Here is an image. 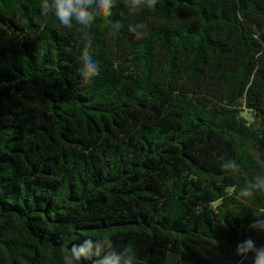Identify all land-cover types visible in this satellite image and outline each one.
<instances>
[{
	"label": "trees",
	"instance_id": "obj_1",
	"mask_svg": "<svg viewBox=\"0 0 264 264\" xmlns=\"http://www.w3.org/2000/svg\"><path fill=\"white\" fill-rule=\"evenodd\" d=\"M114 4L85 83L75 24L0 0V264H63V245L106 234L134 264H251L235 249L264 247V192L237 197L264 176L243 115L264 117V0Z\"/></svg>",
	"mask_w": 264,
	"mask_h": 264
},
{
	"label": "clouds",
	"instance_id": "obj_2",
	"mask_svg": "<svg viewBox=\"0 0 264 264\" xmlns=\"http://www.w3.org/2000/svg\"><path fill=\"white\" fill-rule=\"evenodd\" d=\"M156 3L157 0H127L130 14H136L143 8H154ZM114 6V0H41L43 15H54L65 28L72 29L74 24L78 28L82 36L80 76L85 83H91L100 74L99 66L93 59L90 29L98 16L110 17ZM108 23L112 24L111 21ZM142 27V25H130L129 31L136 34ZM119 28V22L112 24V29L119 30ZM232 169L238 171L235 162ZM257 191L264 192V176L253 177L239 190L237 198L241 199V202H246L244 198H251ZM255 216V221L250 227L264 232V208L258 209ZM62 254L63 264H82L84 259L92 260L93 264H134L135 260L134 253L127 249L114 250L112 239L107 234L96 240L85 239L70 248L63 245ZM235 254L244 260L252 254L251 264H264V247H256L252 239L238 243Z\"/></svg>",
	"mask_w": 264,
	"mask_h": 264
},
{
	"label": "rangeland",
	"instance_id": "obj_3",
	"mask_svg": "<svg viewBox=\"0 0 264 264\" xmlns=\"http://www.w3.org/2000/svg\"><path fill=\"white\" fill-rule=\"evenodd\" d=\"M243 115L249 121V123H254L256 127H259L264 131V117L256 118L254 115L247 111H245Z\"/></svg>",
	"mask_w": 264,
	"mask_h": 264
}]
</instances>
